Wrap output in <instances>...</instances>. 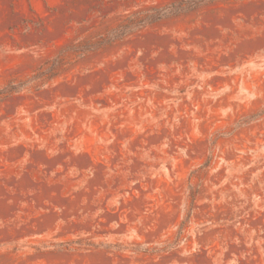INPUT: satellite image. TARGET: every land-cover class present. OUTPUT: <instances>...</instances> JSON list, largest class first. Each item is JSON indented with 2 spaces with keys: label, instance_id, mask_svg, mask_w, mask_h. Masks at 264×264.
Segmentation results:
<instances>
[{
  "label": "rangeland",
  "instance_id": "rangeland-1",
  "mask_svg": "<svg viewBox=\"0 0 264 264\" xmlns=\"http://www.w3.org/2000/svg\"><path fill=\"white\" fill-rule=\"evenodd\" d=\"M0 264H264V0H0Z\"/></svg>",
  "mask_w": 264,
  "mask_h": 264
}]
</instances>
